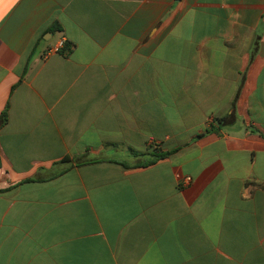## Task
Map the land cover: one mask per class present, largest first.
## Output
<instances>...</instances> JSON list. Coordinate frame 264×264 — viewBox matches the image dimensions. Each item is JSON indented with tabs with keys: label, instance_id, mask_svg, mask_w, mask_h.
Segmentation results:
<instances>
[{
	"label": "crops",
	"instance_id": "0c3cea01",
	"mask_svg": "<svg viewBox=\"0 0 264 264\" xmlns=\"http://www.w3.org/2000/svg\"><path fill=\"white\" fill-rule=\"evenodd\" d=\"M0 264H264V0H0Z\"/></svg>",
	"mask_w": 264,
	"mask_h": 264
},
{
	"label": "trees",
	"instance_id": "16d2710c",
	"mask_svg": "<svg viewBox=\"0 0 264 264\" xmlns=\"http://www.w3.org/2000/svg\"><path fill=\"white\" fill-rule=\"evenodd\" d=\"M61 53H63V54H69L70 53V48L67 46V45H65V47L63 48V50H62V52ZM6 117V113H3V115H2V119H4ZM167 155V154H166ZM163 156H160V157H156V159L157 158H162ZM153 163V161H151V162H147L146 164H152Z\"/></svg>",
	"mask_w": 264,
	"mask_h": 264
},
{
	"label": "built area",
	"instance_id": "2783aa9c",
	"mask_svg": "<svg viewBox=\"0 0 264 264\" xmlns=\"http://www.w3.org/2000/svg\"><path fill=\"white\" fill-rule=\"evenodd\" d=\"M61 46H62V43H60V45H59V49L61 48Z\"/></svg>",
	"mask_w": 264,
	"mask_h": 264
},
{
	"label": "rangeland",
	"instance_id": "374dc122",
	"mask_svg": "<svg viewBox=\"0 0 264 264\" xmlns=\"http://www.w3.org/2000/svg\"><path fill=\"white\" fill-rule=\"evenodd\" d=\"M148 158L147 157H144V160H147Z\"/></svg>",
	"mask_w": 264,
	"mask_h": 264
}]
</instances>
